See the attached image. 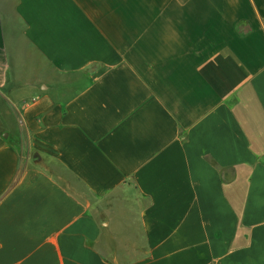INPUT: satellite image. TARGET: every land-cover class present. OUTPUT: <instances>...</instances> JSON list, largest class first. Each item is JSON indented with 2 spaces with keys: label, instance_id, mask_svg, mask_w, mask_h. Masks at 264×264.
Returning <instances> with one entry per match:
<instances>
[{
  "label": "crops",
  "instance_id": "obj_1",
  "mask_svg": "<svg viewBox=\"0 0 264 264\" xmlns=\"http://www.w3.org/2000/svg\"><path fill=\"white\" fill-rule=\"evenodd\" d=\"M0 264H264V0H0Z\"/></svg>",
  "mask_w": 264,
  "mask_h": 264
}]
</instances>
